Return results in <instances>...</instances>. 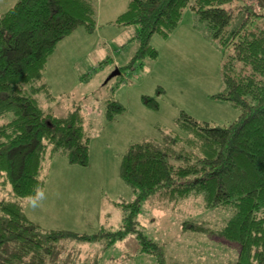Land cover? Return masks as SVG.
<instances>
[{
    "label": "trees",
    "instance_id": "16d2710c",
    "mask_svg": "<svg viewBox=\"0 0 264 264\" xmlns=\"http://www.w3.org/2000/svg\"><path fill=\"white\" fill-rule=\"evenodd\" d=\"M188 9L194 28L222 55L224 88L213 97L236 107L239 118L216 125L181 112L177 125L186 136L171 132L167 151L149 141L132 144L122 160V178L136 200L123 204L120 231L46 230L18 202L0 200V264H56L50 256L63 240L96 243L106 237L116 243L129 234L137 235L142 253L165 264L159 245L137 230L142 205L157 195L173 207L200 197L207 209L231 211L217 235L239 245L232 264H264V0H131L114 22L138 27L131 68L158 59L152 37L170 38ZM79 28L90 34L97 29L94 0H18L0 15V183L9 184L19 199L42 195L48 158L63 155L71 165L90 164L92 139L81 112L56 116L40 102L54 100L45 80L49 58ZM142 102L160 109L156 98L143 96ZM124 111L110 101L106 117L111 121Z\"/></svg>",
    "mask_w": 264,
    "mask_h": 264
},
{
    "label": "rangeland",
    "instance_id": "374dc122",
    "mask_svg": "<svg viewBox=\"0 0 264 264\" xmlns=\"http://www.w3.org/2000/svg\"><path fill=\"white\" fill-rule=\"evenodd\" d=\"M17 1L0 0V15ZM94 2L97 29L90 34L79 28L58 45L45 72L54 100L40 101L56 116L81 112L92 139L89 166L71 165L63 155L48 158L42 202L19 199L9 184L0 183V200L18 202L34 224L87 235L122 229L118 214L123 204L136 200L122 178V160L132 144L149 141L167 151L171 132L186 136L177 125L181 112L216 125H228L240 116L229 102L213 97L224 88L222 55L194 28L191 10L185 11L170 38L152 37L158 59H145L131 68L138 27L114 23L131 0ZM143 96L156 98L160 109L147 108ZM110 101L125 107L111 121L106 117ZM107 211L113 214L106 217ZM231 216V211L207 209L200 197L173 207L157 195L142 205L137 230L159 245L165 264H232L239 245L217 235ZM0 218H4L1 212ZM59 244V251L50 256L56 264H158L157 256L140 251L136 234L117 243L104 237L96 243L66 239Z\"/></svg>",
    "mask_w": 264,
    "mask_h": 264
},
{
    "label": "crops",
    "instance_id": "0c3cea01",
    "mask_svg": "<svg viewBox=\"0 0 264 264\" xmlns=\"http://www.w3.org/2000/svg\"><path fill=\"white\" fill-rule=\"evenodd\" d=\"M44 170H46V168L44 167ZM44 193V192H43ZM43 193H42V195L38 198V199H35V200H31V201H33V202H42L43 201ZM120 205V203H116V205ZM23 209V208H22ZM112 209H110V211H111ZM23 211H24V213H25V215L27 216V218L29 219V217H28V215L26 214V212H25V210L23 209ZM113 214V213H112ZM111 214V212L109 213V211H107V214H106V217H109V215H112ZM118 218H119V220H121V225H120V228H122L123 227V218H124V211L122 210L119 214H118ZM30 220V219H29ZM31 221V220H30ZM121 230V229H120ZM119 230V231H120ZM117 232V231H116ZM126 240V239H125ZM124 241V240H123ZM118 242H120V241H118ZM122 242V241H121ZM117 243V242H116ZM139 245V244H138ZM116 246V244L115 245H113L112 247H110V246H108V248H107V250H109V248H113V247H115ZM117 249V248H116ZM139 249H140V245H139ZM118 250H120V249H118ZM140 251H141V249H140ZM122 253H124L123 252V249H122ZM123 262V261H122ZM124 264H125V261H124ZM127 264V263H126Z\"/></svg>",
    "mask_w": 264,
    "mask_h": 264
}]
</instances>
